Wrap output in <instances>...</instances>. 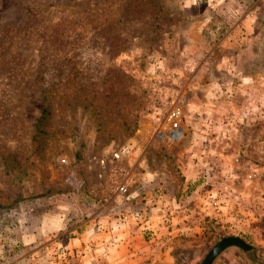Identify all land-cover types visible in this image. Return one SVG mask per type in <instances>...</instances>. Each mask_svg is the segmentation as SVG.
<instances>
[{"label": "rangeland", "instance_id": "374dc122", "mask_svg": "<svg viewBox=\"0 0 264 264\" xmlns=\"http://www.w3.org/2000/svg\"><path fill=\"white\" fill-rule=\"evenodd\" d=\"M174 101L177 140L161 134ZM149 189L221 198L207 251L264 212V0H0V264L23 261L12 245L58 212L77 215L74 198ZM239 249L221 262L253 264Z\"/></svg>", "mask_w": 264, "mask_h": 264}, {"label": "crops", "instance_id": "0c3cea01", "mask_svg": "<svg viewBox=\"0 0 264 264\" xmlns=\"http://www.w3.org/2000/svg\"><path fill=\"white\" fill-rule=\"evenodd\" d=\"M155 192L134 190L128 201L110 197L93 200L89 205L74 198L79 211L70 217L79 219L83 215V221L73 226L68 215L58 212L49 229L33 228L37 233L25 236L18 255L23 261L3 264H62L69 251L78 254L83 264H200L208 252L206 239L211 235L204 229L205 218H217L214 207L207 205V195L199 198L200 203L194 199L187 207L183 200L165 204L163 196ZM195 206L200 207L199 213ZM40 235L49 238L42 244L47 245L45 251L42 246L27 245L26 240ZM230 248L239 247L226 248L212 264H223Z\"/></svg>", "mask_w": 264, "mask_h": 264}, {"label": "built area", "instance_id": "2783aa9c", "mask_svg": "<svg viewBox=\"0 0 264 264\" xmlns=\"http://www.w3.org/2000/svg\"><path fill=\"white\" fill-rule=\"evenodd\" d=\"M184 113L177 101L171 103L170 107L166 109L164 117L162 119L163 129L161 134L167 138L177 140L183 137L185 133V125L183 124ZM130 153V148L128 145L124 146L122 149L115 151L113 156L115 159L121 158L122 155H127ZM102 163H105V160H102ZM127 185L117 184L116 187H113L114 192H127ZM212 206L217 212H220L221 208V198H214L212 201ZM76 216V215H75ZM75 216L69 217L70 221L73 222V226L77 223L83 221V215L79 219ZM62 264H83L81 257L73 252H67L64 261Z\"/></svg>", "mask_w": 264, "mask_h": 264}, {"label": "water", "instance_id": "95a60500", "mask_svg": "<svg viewBox=\"0 0 264 264\" xmlns=\"http://www.w3.org/2000/svg\"><path fill=\"white\" fill-rule=\"evenodd\" d=\"M230 246H237L254 261L255 264H264V259L256 253L255 247L239 236L223 237L207 252L200 264H212L216 257Z\"/></svg>", "mask_w": 264, "mask_h": 264}, {"label": "trees", "instance_id": "16d2710c", "mask_svg": "<svg viewBox=\"0 0 264 264\" xmlns=\"http://www.w3.org/2000/svg\"><path fill=\"white\" fill-rule=\"evenodd\" d=\"M202 183V181H199V182H197L196 184H194V185H191L190 187H189V189H188V191H187V196L188 195H190V194H192L197 188H198V186L200 185ZM205 196H206V194H204ZM163 197V201H164V203L166 204H169L170 205V201L166 198V197H164V195H162ZM202 196V194H200V197ZM27 201H29L30 199H26ZM33 201L32 202H37L36 200L37 199H32ZM195 203H197V200H195L194 201ZM193 202V203H194ZM193 206V205H192ZM188 207H190V206H188ZM259 217H257V219H256V222L252 225V227L249 229V236L247 237V238H245V239H249L248 241H250V244H252V245H254V246H256V237L255 236H258V237H261V239L263 240L264 239V212L262 213V215L260 214V215H258ZM208 218V217H207ZM206 219V218H205ZM213 219L210 221V224L211 225H213ZM8 234H10L9 232L7 233V231H3L2 230V227H0V243H2V244H4V243H7V245H9L8 244V242L6 241V238H7V236H8ZM226 236H233V235H227V234H222L221 236H220V238H223V237H226ZM10 237V236H9ZM23 244V243H22ZM21 243H19V244H14V245H12V246H14L13 247V250H18V249H20L23 245H22Z\"/></svg>", "mask_w": 264, "mask_h": 264}]
</instances>
